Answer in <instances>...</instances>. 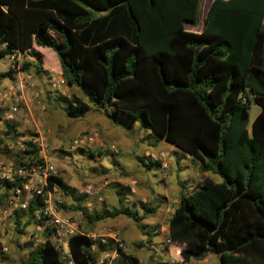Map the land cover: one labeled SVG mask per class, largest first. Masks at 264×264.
Masks as SVG:
<instances>
[{
  "label": "trees",
  "instance_id": "16d2710c",
  "mask_svg": "<svg viewBox=\"0 0 264 264\" xmlns=\"http://www.w3.org/2000/svg\"><path fill=\"white\" fill-rule=\"evenodd\" d=\"M200 4L0 0V59L18 51L32 61L24 63L22 71L34 67L40 74L46 66L68 89L79 90L85 101L75 94L56 100L64 104L66 117L82 118L93 107L125 130L138 121L157 141L198 161L201 172L221 178V183L206 179L194 192L180 194L169 223V257L170 246L182 235L187 240L179 245L184 264L209 254L219 264H264V0H212L201 31L185 30V25L198 27ZM47 54L54 59L52 67ZM252 104L260 110L250 124ZM2 114L0 110V120ZM21 137L26 135L15 123L4 122L0 156L14 166L38 158L30 138L18 150L9 149ZM75 153L92 159L101 155L85 149ZM137 161L146 170L160 168L147 157ZM2 185L0 208L8 205L11 189L20 182ZM53 187L75 202L72 211L80 212L88 225L124 217L143 236L152 237L143 221L159 206L139 203L143 213L132 211L124 204L129 189L113 184L118 207L90 212L61 178L49 179L48 189ZM40 208L36 197L25 210L14 211L17 233L35 224ZM45 237L29 248L22 264H63L47 233ZM68 248L72 264H99L101 255L115 250L112 264H138L112 239L77 234Z\"/></svg>",
  "mask_w": 264,
  "mask_h": 264
},
{
  "label": "rangeland",
  "instance_id": "374dc122",
  "mask_svg": "<svg viewBox=\"0 0 264 264\" xmlns=\"http://www.w3.org/2000/svg\"><path fill=\"white\" fill-rule=\"evenodd\" d=\"M203 2L204 0H201L199 25L198 27L190 26L191 32L197 33L202 29L206 15L205 10L202 13ZM21 61V67L26 62H32L23 56H21ZM46 63L49 67L54 65V59L49 54L46 55ZM26 73L31 76L29 83H32L33 87H28L25 90L27 104H21L14 120L9 122L15 123L18 132L25 134L26 137H21L10 144L9 149L18 150L21 148L23 140L30 138L33 141L39 136V133H43L48 146L47 159L57 170L58 177L68 187L76 191V196L82 199L81 205L90 212L112 211L118 207L113 184H118L125 190L129 189L130 194H124V204L132 211L143 213L139 203L148 207L159 206L154 215L146 216L143 221L148 227L147 231L152 234L151 238L143 236L135 224L124 217L95 223L92 226L88 225L80 212L72 211L75 202L70 197L63 196L59 191L52 196L57 211L62 216L74 221L80 232L93 239H111L113 234H117L123 244V251L137 258L138 264H173L172 260L184 264L185 261L179 254V245L187 244V240H184L182 235L180 238L177 236L175 244L170 246V257L167 252L170 242L169 223L177 207L179 196L181 193L194 192L206 179H210L214 183H221V178L212 172H201L198 161L186 158L183 152L165 141H157L156 137L148 129L142 127L138 121L131 123L130 127L128 126V129L125 130L115 125L93 107L82 118L70 119L66 117L63 109L64 104L56 100L59 96L69 98L71 94H75L85 101L79 90L68 89L61 85L59 89L64 92L63 94L57 91L49 93V88L51 91L53 90L51 79L48 76L42 73L37 74L34 67H30ZM13 82H15V71L13 63L7 56L0 59V91L3 86ZM35 93L39 94L38 98H35ZM0 110L3 111L0 120L1 136L4 131V122L7 121L3 119L4 108L0 106ZM259 110V107L254 104L250 106V124ZM96 119L99 120V127L103 133L107 132L109 128L115 131V136L111 138L110 143H114L120 148L119 155L113 156L112 153L101 152L99 157L92 159L70 149L72 139L91 131L92 123ZM96 149L95 146L85 150L96 152ZM145 151L148 153L143 155ZM161 152L168 153L166 169L151 167L146 170L137 161V158H150V155ZM0 162L14 165L12 161H8L2 156H0ZM86 188L96 190L98 195H85V193L78 195L79 191ZM99 198L101 201L98 200ZM23 201L22 197L15 200L16 203ZM59 204L63 205L61 209ZM16 210L19 209L9 204L0 208V264H22L28 258L29 248L35 247V244L32 243V236L37 233L35 224H30L24 234L17 233L13 221V213ZM3 211L11 212V216H4ZM25 222L26 219L23 218L22 224ZM150 239L151 242H148ZM138 244H146V247L139 248ZM105 255L107 254L101 255L100 259ZM185 264H219V262L215 255L209 254L200 259L192 257Z\"/></svg>",
  "mask_w": 264,
  "mask_h": 264
},
{
  "label": "built area",
  "instance_id": "2783aa9c",
  "mask_svg": "<svg viewBox=\"0 0 264 264\" xmlns=\"http://www.w3.org/2000/svg\"><path fill=\"white\" fill-rule=\"evenodd\" d=\"M21 54L18 51H14L9 59L13 63V70L15 71V82L2 87L0 91V106L4 108L3 119L7 122H12L15 115L19 112L20 105L27 104L25 98V90L28 87H33L32 83H29L31 76L25 71L21 70ZM55 75V74H54ZM51 88L53 91H57L61 94L59 88L61 85L65 87V84L61 77L55 75L51 77ZM39 94L35 93V98H38ZM35 148L38 151L37 159H24L22 164L14 166L12 164H4L0 162V194L5 191L3 182H20V186H15L11 189L8 204L14 206L17 209L25 210L28 207V203L34 200L36 197L41 199V208L35 213V229L36 235L32 236V243L37 245L45 240V233L48 235L49 241H51L58 252L60 253L63 264H72V259L69 253L68 243L70 238L80 234L78 225L71 219L62 216L55 207V202L52 196L57 189L53 187L52 190L48 189L49 179L56 178L57 170L47 159L48 146L45 142L44 134L39 133V136L32 141ZM106 147L105 142L101 138L98 130H91L88 133H83L72 139L70 144L71 150L86 149L91 147ZM111 150L117 153L118 150L112 147ZM153 162H158L162 169L168 167V153H158L149 156ZM78 195H98L96 190L86 188L78 192ZM23 197L22 203H16L15 200ZM101 201V199H98ZM4 216H11V212L3 211ZM111 239L115 242L116 248H123L122 242L119 240L117 234H113ZM167 242H169L167 240ZM116 250L111 254H107L104 258H101L99 264H112L116 258Z\"/></svg>",
  "mask_w": 264,
  "mask_h": 264
},
{
  "label": "crops",
  "instance_id": "0c3cea01",
  "mask_svg": "<svg viewBox=\"0 0 264 264\" xmlns=\"http://www.w3.org/2000/svg\"><path fill=\"white\" fill-rule=\"evenodd\" d=\"M212 2V0H208L207 2H206V6H205V11H207V7L210 5V3ZM200 11V10H199ZM262 28H263V30H264V19H263V21H262ZM185 30H187V31H190L191 30V27L189 26V25H185ZM41 72H42V74H44V75H46V76H48V78L50 79L51 77H54L55 75L53 74V73H51L50 71H49V69L46 67V66H43L42 67V70H41ZM65 88H67L66 86H65ZM48 92L49 93H53L54 91H51L50 90V88L48 89ZM56 92V91H55ZM27 94H28V90H27ZM53 96H54V94H52ZM101 115V114H100ZM92 126H93V129H91V130H98V132L101 134V136H102V138H103V141L105 142V145H106V147H100V146H97V149L95 150L96 152L95 153H100L101 154V152H107V153H112L113 154V156H117V155H119L120 154V148L116 145V144H114V143H110V140H111V138L113 137V136H115V131L114 130H112L111 128H109L108 126V128H109V130L107 131V132H102L101 131V129H100V125H99V120L98 119H96V120H94L93 121V123H92ZM81 135V134H80ZM124 141H126V140H124ZM116 143H118V142H116ZM127 145H128V142L126 143ZM112 147H115L117 150H118V152L117 153H114L112 150H111V148ZM146 153H148V151H145L144 152V154L143 155H145ZM186 158H188V156H186ZM161 168V167H160ZM171 262H173V261H171Z\"/></svg>",
  "mask_w": 264,
  "mask_h": 264
}]
</instances>
